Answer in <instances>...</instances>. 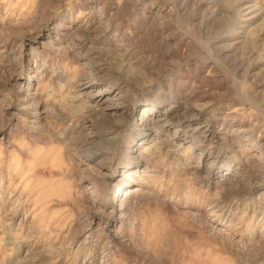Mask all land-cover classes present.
Instances as JSON below:
<instances>
[{
	"label": "rangeland",
	"instance_id": "1",
	"mask_svg": "<svg viewBox=\"0 0 264 264\" xmlns=\"http://www.w3.org/2000/svg\"><path fill=\"white\" fill-rule=\"evenodd\" d=\"M0 264H264V0H0Z\"/></svg>",
	"mask_w": 264,
	"mask_h": 264
},
{
	"label": "bare ground",
	"instance_id": "2",
	"mask_svg": "<svg viewBox=\"0 0 264 264\" xmlns=\"http://www.w3.org/2000/svg\"><path fill=\"white\" fill-rule=\"evenodd\" d=\"M126 192H127V193H131V194H135V193H136V190H135V191H131V189H128V190H126ZM126 196H127V195H126ZM126 196H125V197H126Z\"/></svg>",
	"mask_w": 264,
	"mask_h": 264
}]
</instances>
